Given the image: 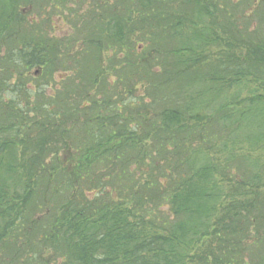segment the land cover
I'll list each match as a JSON object with an SVG mask.
<instances>
[{
  "label": "trees",
  "instance_id": "obj_1",
  "mask_svg": "<svg viewBox=\"0 0 264 264\" xmlns=\"http://www.w3.org/2000/svg\"><path fill=\"white\" fill-rule=\"evenodd\" d=\"M77 1L0 0L2 260L264 264V0Z\"/></svg>",
  "mask_w": 264,
  "mask_h": 264
},
{
  "label": "rangeland",
  "instance_id": "obj_2",
  "mask_svg": "<svg viewBox=\"0 0 264 264\" xmlns=\"http://www.w3.org/2000/svg\"><path fill=\"white\" fill-rule=\"evenodd\" d=\"M231 1H232V3L235 4V6L237 8V12L240 14L245 11L247 5L251 6V4H252L251 0H231ZM78 4H79V8H76ZM89 5H92L91 0H85L84 2H81V1L78 2L77 1V3L72 6V8H75L77 13L81 14L84 11V9ZM23 11L26 12V10H23ZM33 15H38V13H34ZM70 25H71V23L67 22L65 19H63V20L57 19L56 30H55L54 34L56 36H59V37H67V36L71 35L72 33H71V30L69 27ZM77 38H79V37H77ZM247 93H249L248 90L244 88L241 92V97ZM260 94L264 97V90H261ZM256 154H257V152H256ZM262 169H264V152H263V157H262ZM46 256H49V254H46ZM0 264H6V261L4 262L2 260V253H0ZM11 264H27V263L22 262V261H18L16 263H11Z\"/></svg>",
  "mask_w": 264,
  "mask_h": 264
}]
</instances>
